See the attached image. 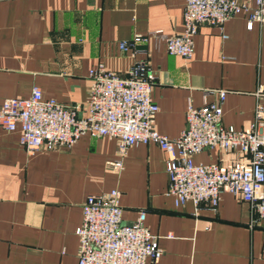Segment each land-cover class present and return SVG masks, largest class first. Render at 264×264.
I'll use <instances>...</instances> for the list:
<instances>
[{"label": "crops", "instance_id": "crops-1", "mask_svg": "<svg viewBox=\"0 0 264 264\" xmlns=\"http://www.w3.org/2000/svg\"><path fill=\"white\" fill-rule=\"evenodd\" d=\"M183 6L184 0H0V104L27 98L36 86L43 98L81 105L88 71L97 64L124 75L142 62L155 76L151 99L159 134L176 138L187 103H210L214 91L225 92L221 125L246 129L255 104L264 109V22L248 30L247 14L240 13L221 30L199 26L187 62L152 44L119 51L118 43L135 35L179 34ZM116 153L113 139L90 136L69 148L28 153L17 131L0 129V264H76L81 205L113 189L123 223L144 212L143 225L161 250L155 264H264V219L252 224L248 204L222 193L214 213L204 205L194 213L189 202L174 208L162 151L153 144L129 147L115 172ZM193 163L228 167L247 159L207 149Z\"/></svg>", "mask_w": 264, "mask_h": 264}, {"label": "built area", "instance_id": "built-area-1", "mask_svg": "<svg viewBox=\"0 0 264 264\" xmlns=\"http://www.w3.org/2000/svg\"><path fill=\"white\" fill-rule=\"evenodd\" d=\"M252 2L250 7L237 0H184L179 34L167 36L153 31L135 35L128 42L118 43V49L127 52L138 44H152L187 62L199 26L221 30L226 21L240 13L247 14L248 30L253 23H263L264 0ZM87 77L89 88L81 105L68 107L43 98L36 86L27 98L4 99L0 104V129L17 131L18 143L28 153L69 148L82 136L113 139L117 159L110 167L115 172L122 169L127 148L153 144L166 156V195L174 208L189 202L194 213L203 205L214 213L220 194L228 193L249 205L255 214L252 224L264 219V109L259 102L252 122L236 131L221 125L225 92L214 91L216 99L210 103L198 108L187 103L184 128L176 138L169 139L154 129L158 108L151 99V89L155 76L144 63L133 64L124 75L97 64ZM262 92L257 87L255 97H263ZM207 149L236 151L247 163L228 167L193 163V156ZM121 216L118 191L85 198L80 223L74 230L76 264H155L159 260L158 237L144 227V212L128 224Z\"/></svg>", "mask_w": 264, "mask_h": 264}]
</instances>
